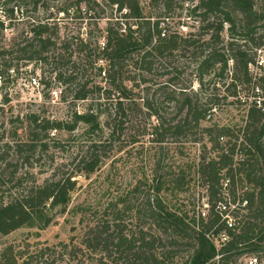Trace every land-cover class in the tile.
<instances>
[{
  "label": "trees",
  "instance_id": "16d2710c",
  "mask_svg": "<svg viewBox=\"0 0 264 264\" xmlns=\"http://www.w3.org/2000/svg\"><path fill=\"white\" fill-rule=\"evenodd\" d=\"M176 1L150 0L147 7L159 8L162 15H147L142 0H72L59 13L70 17L72 11L73 18L91 20L85 33L64 36L60 21L49 18L50 22L31 19L8 37L15 15H8L14 13L8 10L11 0H0V83L15 79L30 66L36 74L51 62L69 65L77 56L95 71L94 80L74 83L68 104L72 112L65 118L52 119L40 111L11 116L12 140L0 147V236L38 217L44 221L43 229L51 226L50 211L70 201L77 177L94 174L113 142L128 131L132 143L139 142L140 116L157 122L152 135L160 149L170 140L194 144L207 140L210 145L209 151L203 145L193 165L207 191V215L171 209L159 197L165 190L184 192L192 179L185 171L163 172L158 162L153 181L156 195L140 211L154 229L128 230L122 225L126 210L118 206L112 219L92 220L83 213L80 241L73 237L70 243L35 248L30 243L4 245L0 264H237L246 256H264V78L253 77L250 67L256 64L257 53L246 49L264 48V0H190L195 4L186 17L199 28L188 35L173 31L167 23L174 18L167 14ZM104 8L123 15H97ZM54 75L66 86L75 81L56 69ZM154 78L158 79L153 84ZM186 78H190L187 83ZM194 83L199 90H192ZM218 84L226 88V95L206 90L207 85L216 90ZM229 100L232 105H246L245 125L205 126ZM62 101L69 102L63 96ZM79 104L87 105L79 111ZM171 114L176 117L170 119ZM80 127L85 142L75 157L72 153L71 163L53 159L47 171H39L51 170L49 176L38 183L33 170L47 166L42 162L50 144L56 143L58 134L71 137ZM240 187L245 190L242 199L237 197ZM224 193L229 195L226 201ZM224 201L226 213L240 219L236 229H228L217 208ZM224 231L231 240L218 252L210 238ZM186 252L191 254L183 261Z\"/></svg>",
  "mask_w": 264,
  "mask_h": 264
},
{
  "label": "rangeland",
  "instance_id": "374dc122",
  "mask_svg": "<svg viewBox=\"0 0 264 264\" xmlns=\"http://www.w3.org/2000/svg\"><path fill=\"white\" fill-rule=\"evenodd\" d=\"M25 1V2H24ZM147 7L150 0H142ZM38 3L37 9L35 3ZM72 4V0H11V5L8 10L14 13L8 15H15L13 20L12 30H8L7 36L10 33H17L25 24L31 19H41L51 21V19H58L62 25V34L64 36H72L78 32L85 33L88 29V21L78 20L73 18L72 11L66 17V14L59 13V9L66 8ZM195 3L190 0H177L174 9L167 15H174V18L168 23L170 29L188 35L191 32H196L199 24L191 21L186 17L190 15V8ZM147 15H162V12L157 7H147ZM4 15V14H1ZM83 15H94L92 13ZM96 15V14H95ZM97 15H123L117 13L112 8H104V13L98 9ZM94 23V22H92ZM101 27L106 26V22H100ZM95 29V28H94ZM94 31V30H93ZM246 49L251 53H257L256 64L251 65V73L253 77L264 78V48L255 50L253 46H247ZM256 51V52H255ZM58 70L65 76H72L75 81L67 86L56 81L54 71ZM32 66L28 69H23L18 77L4 78L0 83V147L5 143L11 141L12 131L9 121L12 115H24L28 111H40L52 119H62L69 115L72 108H68V104L72 103V95L76 85V81H91L94 80L95 71L91 70L84 57L80 56L73 59L69 65H62L50 63L37 71L36 74L31 72ZM158 78H154L153 84ZM37 81L35 83L34 81ZM41 80L43 82H41ZM190 78H186L189 82ZM100 78L96 82H100ZM221 81L217 78V82ZM184 83V84H185ZM213 83V82H212ZM193 91L199 90V85L194 83ZM210 93L217 92L219 95H226V88L222 84H218L217 89L206 87ZM154 91V90H153ZM250 94L252 91L248 90ZM62 96L69 102L63 103ZM143 96V93H142ZM9 100L5 104V100ZM228 102H222L221 109L215 112L212 119L205 123V126H211L214 123L220 126H238L245 125L246 120V105L237 104L232 105ZM2 104V105H1ZM87 104H79L77 107L82 111ZM71 109V110H70ZM170 113L173 110L169 111ZM176 117L174 114L171 118ZM157 124L155 120L149 121L148 118L140 116L136 125L139 130V142L134 144L130 138L129 131L121 140L113 142L108 148L107 156L104 159L100 168L90 176L77 177L78 187L75 193L71 196L70 201L56 209L50 211L49 216L53 219V224L46 229H43L44 221L41 218H35L30 225L15 231L8 236H0V251L4 245L15 244L16 246H23L30 243L33 248L43 245L57 246L60 243H70L74 237L80 241L83 233V226L80 224V219L83 213H87L88 219H95V217H103L104 219H112V213L116 206L118 209L126 210L122 215L123 224L127 226L128 230L132 232H139L143 227L145 229H154L153 223L143 216L140 212L149 204V201L155 197L156 192L154 177L155 169L158 162H161L164 168L163 172H179L185 171V175L191 180L189 189L184 192H170L163 191L159 197L171 208L180 209L190 216L194 214H208L209 207L207 206L208 195L207 191L200 186L197 180L194 164L200 159L203 153V145L210 150V145L207 140L204 143L194 144L187 143L183 140L175 143L170 140L164 144V148L160 149V145L153 142L156 136L152 135L153 127ZM83 127L73 135L58 134L56 140L60 142V147L56 141L50 144V151L44 158L42 165L46 167L33 170L38 183H42L50 174V171L45 174H40L39 171H47L53 159L59 163H71L72 153L75 154L81 149V145L85 140L83 134ZM21 133V131H20ZM22 134V133H21ZM25 135V134H22ZM60 147V148H54ZM70 159V161H68ZM47 163V164H46ZM194 165V166H193ZM190 166L192 170L189 171ZM68 173L72 172V167L68 168ZM28 183L31 179L28 177ZM28 184V185H29ZM241 187L237 190V197L242 199L243 193ZM128 207V208H126ZM131 211V212H130ZM191 253H184L181 256L183 261L189 258ZM250 257V256H247ZM264 262V256H261ZM239 260L237 264H241Z\"/></svg>",
  "mask_w": 264,
  "mask_h": 264
},
{
  "label": "built area",
  "instance_id": "2783aa9c",
  "mask_svg": "<svg viewBox=\"0 0 264 264\" xmlns=\"http://www.w3.org/2000/svg\"><path fill=\"white\" fill-rule=\"evenodd\" d=\"M124 13L127 14L128 11L124 10ZM228 197H229L228 193H224V200L225 201L227 200ZM225 201L220 202L218 204L217 208L221 211V213L223 215V221L226 222L228 229H236L239 226V220L240 219L235 218L231 214L226 213L227 206L225 204ZM207 204H208V202H207ZM246 205H247V202H245L243 204V207H245ZM207 206L209 207V205H207ZM233 209H234V207H233ZM205 215L206 214L203 213V216H205ZM210 240L214 243V246L216 247L217 251L219 252L222 249L223 245L228 243L231 240V237L226 231H224L218 237H212V238H210ZM219 258H220V256L217 257V261L219 260ZM242 259H243V261H241V263H244V264H264L263 260L260 259L259 257H256V256H250V257L246 256Z\"/></svg>",
  "mask_w": 264,
  "mask_h": 264
}]
</instances>
